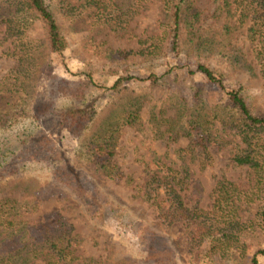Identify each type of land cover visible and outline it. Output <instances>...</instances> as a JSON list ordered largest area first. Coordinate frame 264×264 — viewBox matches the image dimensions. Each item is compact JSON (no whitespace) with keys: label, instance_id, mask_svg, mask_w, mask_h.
I'll return each mask as SVG.
<instances>
[{"label":"trees","instance_id":"16d2710c","mask_svg":"<svg viewBox=\"0 0 264 264\" xmlns=\"http://www.w3.org/2000/svg\"><path fill=\"white\" fill-rule=\"evenodd\" d=\"M198 1L0 0V48L12 62L0 74V97L6 99L0 105V185L30 177L42 182L30 181L42 194L0 199V264H100L79 254L81 236L61 211L45 213L37 223L28 217L41 211L43 197L64 193L87 222L104 210L124 208L127 225L139 220L137 211L125 207L102 182L127 176L117 159L126 129L150 141H187L175 150V158L155 150L146 160L142 157L145 181L133 185L132 178L126 179L135 196L158 212L164 224L180 221L193 227L192 249L205 246L208 264H260L264 138L256 129L264 125V112L249 86L227 70H247L262 80L264 92V0H213V17H225L220 26L202 23ZM155 3L161 13L157 26L136 33L131 22ZM59 14L89 31L82 51L87 67L74 80L59 78L51 61L53 53L70 45ZM37 25L42 37L34 34ZM103 32L135 41L134 46L115 47L98 36ZM235 34L245 38L248 50ZM248 54L254 55L258 70ZM139 71L148 75L139 77ZM95 87L113 99L103 117ZM155 90L165 98L147 119L143 110ZM56 130L86 137L78 159L90 170L74 166L56 146L47 134ZM229 146L230 164L245 169V178L220 175L210 204L190 206L184 191L195 181L194 166H212L214 153ZM145 244L146 264H176L172 237L148 221Z\"/></svg>","mask_w":264,"mask_h":264},{"label":"rangeland","instance_id":"374dc122","mask_svg":"<svg viewBox=\"0 0 264 264\" xmlns=\"http://www.w3.org/2000/svg\"><path fill=\"white\" fill-rule=\"evenodd\" d=\"M198 4L204 10V25H212L218 23L222 25L225 21L224 14L219 19H215L213 14L217 8V3L213 0H199ZM60 22L65 26L66 32L69 35L70 45L62 53H53L51 61L55 73L59 78L64 80H74L86 69L87 62L82 55L84 49L83 41L89 36L88 30H83L82 24L72 25L70 21L64 19L59 14ZM161 18L159 4L155 3L150 8L140 13L131 22V27L136 33L151 32L157 26V21ZM240 33V32H238ZM34 34L37 37H42L43 32L40 25L34 29ZM100 38L106 39L109 44L115 47H131L134 46L135 41H128L120 39L116 35L103 32L98 35ZM235 36H237L235 34ZM239 45L248 50L247 42L242 35L237 36ZM246 45V46H245ZM3 48H0V74L8 69L12 62L8 61L2 55ZM248 62L254 64V68L258 70L254 55H247ZM228 69V68H227ZM230 75L238 79L240 82L249 86L254 95V103L256 107L264 112V92L262 91V80L252 77L247 70L233 71L227 70ZM139 77H146V71H139ZM145 91V89H141ZM140 89H136L137 93H142ZM153 100L148 102L143 110L145 118L149 119L151 111L158 107V111L162 106V100L165 94L160 90L153 91ZM93 95L98 99L99 110L102 116L108 113L111 109V101L104 90L101 88H93ZM6 99L0 97V105L3 106ZM155 107V108H154ZM154 108V109H153ZM171 113H169L170 115ZM126 133L122 138L121 148L118 152L117 159L123 167L126 177L121 182H115L108 178H102V182L124 203L125 207H129L140 216V219L131 225H127L123 220L126 214V208L121 211L104 210L93 222H87L79 207L68 198L66 194H56L54 196L43 197L44 200L40 202L41 211L38 214L30 215L28 218L31 222L37 223L40 216L48 212L61 211L66 215L69 221L74 225L75 233L79 234L82 243L78 247L79 254L85 258L100 260V264H146L147 246L145 244V235L147 233V221L153 223L156 227L167 231L172 237L177 248L176 264H208L205 261V250L207 248L202 246L198 251L192 249L190 229L183 222L177 221L171 224L163 223L153 208L148 204L142 202L135 196L136 191L131 184H127L126 179L132 178L134 184H141L145 181V160L152 154V151L157 153H167L169 156L175 158V150L180 145L185 146L186 140L179 143H169L166 140L150 141L148 138L144 139V135L136 130L126 129ZM54 140L56 146L71 158L74 166L79 169L90 170L89 166L80 157V148L83 144V138L75 134L63 131L47 132ZM256 134L259 138H264V125L257 127ZM225 151H217L214 153V163L205 169H200L198 164L194 166L195 181L184 191L186 201L190 206L198 204L201 207H206L212 201V194L215 189L217 178L220 175H226L233 180H243L246 176L245 169L233 168L229 161V148ZM145 157V160L142 159ZM31 179L41 182L40 178H25L22 180H11L8 184L0 185V199L4 196H13L16 198H24L30 192L42 194L38 188L37 183L30 182ZM42 183V182H41ZM19 184V185H18ZM33 197V196H32ZM78 206V205H77ZM142 218V219H141ZM262 241L255 239L254 243ZM257 242V243H258ZM124 247L125 249H123ZM262 247L264 248V242ZM112 256V259L109 257ZM122 256V257H120ZM260 264H264V255H259ZM237 262L239 261L236 260ZM127 262V263H121ZM220 264H226L221 261ZM248 264V263H245Z\"/></svg>","mask_w":264,"mask_h":264}]
</instances>
